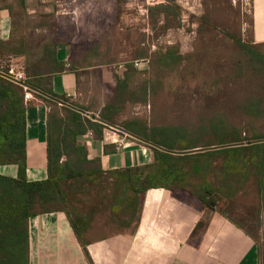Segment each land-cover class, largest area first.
I'll return each mask as SVG.
<instances>
[{
    "label": "trees",
    "instance_id": "obj_1",
    "mask_svg": "<svg viewBox=\"0 0 264 264\" xmlns=\"http://www.w3.org/2000/svg\"><path fill=\"white\" fill-rule=\"evenodd\" d=\"M59 1L54 0L55 5ZM120 0V3H124ZM18 10L11 7L13 27L29 29L49 28V34L23 36L19 39V54L25 57V83L39 88L63 103L90 113L91 110L49 90L45 75L75 72L85 69L89 58L110 56L112 44L106 54L100 51L101 41L81 43L72 20L61 23L52 14L42 15L40 21L30 20L25 0L18 1ZM151 23L163 33L181 25L182 8L174 0H166L149 8ZM200 35L216 29L208 16L200 19ZM205 44L209 40L203 39ZM236 45L247 58L244 64H235L234 78H254L253 71L264 75V43H247L236 39ZM71 46L68 61L60 60L58 49ZM180 47L158 48L155 52L140 53L148 59L150 68L139 70L126 64L119 72L110 66L108 88L113 96L103 108L100 117L108 123L171 151H192L250 140L264 139V134H243V129L232 121L233 114L226 111L211 112L208 102H200L196 114H183L177 123L158 125L141 116L122 119L129 105L149 104L163 89L171 91L190 84L198 72L192 60L184 63ZM101 59V60H102ZM103 62V61H102ZM110 59L106 64L115 63ZM7 74L8 70L0 69ZM168 76L163 80V74ZM151 74L149 79L144 76ZM153 74V75H152ZM170 75L173 76L172 80ZM169 80V81H168ZM227 75L218 77L208 86L220 92ZM167 86V87H166ZM189 86V85H188ZM39 99L51 106L48 116L47 172L43 181L27 179V104L24 88L0 75V166L15 165V178L0 174V264H30L29 219L32 216L64 212L89 258L87 235L93 224L105 236L135 231L141 221L146 194L152 189L171 193L175 203L203 213L193 235L207 228L214 215L231 221L251 237L263 251L262 212L264 210V142L251 146H236L187 155H173L139 142L118 132L122 137L147 147L153 152L148 164L117 169H104L101 158L89 159L88 144L82 140L92 131L96 139L103 140L109 126L93 121L68 105H60L40 93ZM259 96L242 101L240 108L253 117L261 116ZM264 111V110H263ZM236 116V115H235ZM113 130V129H111ZM238 206H244L239 208Z\"/></svg>",
    "mask_w": 264,
    "mask_h": 264
},
{
    "label": "crops",
    "instance_id": "obj_2",
    "mask_svg": "<svg viewBox=\"0 0 264 264\" xmlns=\"http://www.w3.org/2000/svg\"><path fill=\"white\" fill-rule=\"evenodd\" d=\"M18 1L0 0V69H13L25 75L26 61L19 54V39L25 35L49 34L50 31L49 28L28 31L22 26L14 28L10 8L14 7L16 12ZM25 2L32 21H40V17L46 14H52L53 20L57 17L54 0ZM255 18L256 24H263L261 32L257 30L258 26L256 28L255 43H264V0H255ZM71 48L59 47L60 60H69ZM115 64L89 58L84 64L86 68L79 69L78 75L75 72H63L47 74L43 78L47 80L46 87L49 90L60 95L66 94L71 101L100 116L113 96L107 87L109 82L114 84L108 69ZM33 96V99L26 101L29 182L48 178L47 140L51 106L34 93ZM120 117L124 119L126 115ZM82 140L88 144L89 159L101 158L104 169L148 164L153 159L145 156L140 144L126 136L122 137L117 131L106 129L103 140L96 139L90 131ZM0 174L15 178L18 167L0 166ZM202 216L200 210L175 203L169 191L152 189L146 194L142 218L135 231L105 236L97 229L99 223L93 224L87 235L91 262L64 212L32 216L28 223L30 264H264V210L261 254L251 237L222 216L214 215L206 229L193 235Z\"/></svg>",
    "mask_w": 264,
    "mask_h": 264
},
{
    "label": "rangeland",
    "instance_id": "obj_3",
    "mask_svg": "<svg viewBox=\"0 0 264 264\" xmlns=\"http://www.w3.org/2000/svg\"><path fill=\"white\" fill-rule=\"evenodd\" d=\"M165 1L68 0L57 2L55 13L61 23L75 22V40L84 44L100 40L103 55L112 44L110 56L98 61L114 59L119 72L126 64L132 63L139 70H148L149 61L140 58V53L149 54L158 48L174 45L180 47L184 63L189 60L195 63L198 73L190 84H180L174 91L163 89L149 104L129 105V110L124 113L126 117L134 114L158 125L177 123L183 114H196L201 109L200 102L206 101L211 112L233 114L232 121L243 129L244 136H253L255 132L264 134V103L260 104L262 113L259 117H253L247 109L240 108V103L250 96L264 100V75L253 71L252 79L234 78L235 68L239 67L235 64L247 62L235 43L236 39L252 43L257 26L261 32L263 25L256 24L255 0H174L182 8L181 25L163 33L160 26L151 23L149 8ZM204 16H208L216 29L201 36L200 19ZM203 39L209 40V44H205ZM218 74L227 75V82L219 93L211 91L208 86ZM150 76L146 74L144 77L149 79ZM167 76L168 73H164L163 80ZM170 76L169 80H172L173 76ZM140 149L145 156L153 157L151 149L144 146Z\"/></svg>",
    "mask_w": 264,
    "mask_h": 264
},
{
    "label": "water",
    "instance_id": "obj_4",
    "mask_svg": "<svg viewBox=\"0 0 264 264\" xmlns=\"http://www.w3.org/2000/svg\"><path fill=\"white\" fill-rule=\"evenodd\" d=\"M0 75L4 76V77H7L9 78L7 75L3 74L0 72ZM30 89H32L33 91L37 92V93H40L44 96H46L47 98L51 99V100H54L56 102H59L61 105H68V104H65L63 103L61 100L53 97V96H50V95H47V94H44L43 92H41L40 90L36 89V88H33L29 85H27ZM70 106V105H68ZM71 108H73L74 110L84 114V115H87L90 119H92L93 121H96V122H100V123H103L107 126H109L110 128L118 131V132H122L132 138H134L135 140H138L139 142H142V143H145L147 145H150V146H153V147H156L164 152H167V153H170V154H173V155H187V154H192V153H196V152H201V151H211V150H217V149H223V148H230V147H236V146H241V145H245V146H251V145H254V144H257V143H263L264 142V139H260V140H250V141H247V142H244V143H232V144H226V145H220V146H214V147H207V148H201V149H196V150H192V151H171V150H168V149H165L163 147H160L150 141H147L143 138H140L132 133H130L129 131L125 130L124 128L122 127H119V126H116V125H113L111 123H108L106 122L105 120H103L100 116H97L96 114H93V113H87L85 112L84 110L82 109H79V108H76V107H73V106H70Z\"/></svg>",
    "mask_w": 264,
    "mask_h": 264
},
{
    "label": "built area",
    "instance_id": "obj_5",
    "mask_svg": "<svg viewBox=\"0 0 264 264\" xmlns=\"http://www.w3.org/2000/svg\"><path fill=\"white\" fill-rule=\"evenodd\" d=\"M7 75L11 81L21 85L24 90H25V100L28 101V100H31L33 99V93L31 92L30 88L27 86V84L25 83V75L24 73L22 72H16L15 70L13 69H10L8 71ZM7 78V77H6ZM112 129V128H111ZM114 130V129H113ZM116 131V130H115ZM118 132V131H117ZM92 135V133H91Z\"/></svg>",
    "mask_w": 264,
    "mask_h": 264
}]
</instances>
